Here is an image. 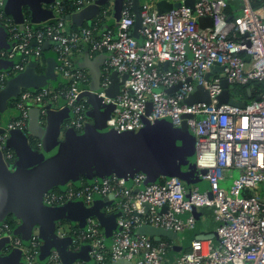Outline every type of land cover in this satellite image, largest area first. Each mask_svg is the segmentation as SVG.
Masks as SVG:
<instances>
[{
  "label": "built area",
  "instance_id": "1",
  "mask_svg": "<svg viewBox=\"0 0 264 264\" xmlns=\"http://www.w3.org/2000/svg\"><path fill=\"white\" fill-rule=\"evenodd\" d=\"M138 1L141 24L137 38L132 36V0L122 2L119 20L95 38L91 28L64 34L57 0L48 5L52 18L38 25L5 17V3L0 0V27L12 43L9 50H0V59L11 63L7 75L22 73L28 61L39 59L44 44L49 43L57 60L56 72L65 85L18 92L13 102L15 118L0 126V157L7 166L14 164L15 153L7 147V140L14 132L26 134L29 111L34 107L39 126H44L50 109H57L70 114L61 132H83L90 105L82 94L89 92L84 86L90 79L72 64L70 55L88 47V55L106 56L96 93L103 106H111L106 129L137 134L146 123L168 120L179 129L185 121L194 148L196 177L208 187L188 188L180 178L165 176L142 187L147 177L136 172L130 185L129 180L110 175L51 188L41 196L44 207L76 202L88 207L95 197L114 199L108 213H117L116 230L109 241L93 218L86 219L83 229L56 227V239H68L72 254L87 248L86 260L73 264H264V96L243 108L218 104L224 80L228 87L264 84V5L253 9L249 0H194L192 13L184 0ZM161 1L179 6L160 14L156 5ZM233 1H239L240 10L230 18L225 9ZM77 4L81 11L94 1L79 0ZM103 16L111 17L106 11ZM200 18H210L211 27L201 28ZM214 66L222 70L206 79ZM112 73L117 74L119 93L109 99L105 91L112 85ZM7 75L0 73V90L7 84ZM196 87L207 93L208 104L186 103ZM234 170L238 171L235 178L231 175ZM228 179L230 186L221 187L220 182ZM206 208L212 211V229L199 235L214 233L215 238L200 240L197 235L186 242L185 235L194 231ZM141 226L170 231L174 238L154 241L137 235ZM0 240L19 251L21 264H62L56 248L40 262L37 235L25 243L6 222L0 223Z\"/></svg>",
  "mask_w": 264,
  "mask_h": 264
},
{
  "label": "water",
  "instance_id": "2",
  "mask_svg": "<svg viewBox=\"0 0 264 264\" xmlns=\"http://www.w3.org/2000/svg\"><path fill=\"white\" fill-rule=\"evenodd\" d=\"M40 1L44 0H7L4 12L10 13L12 11L18 19L15 22L22 23L17 8L18 3H22L30 7L32 24L43 23L51 17L42 13L39 8ZM105 1L95 0L93 4L96 10L95 16L98 14V7L104 4ZM193 4L194 0H184V5L189 7L192 13ZM121 5L122 3L116 5L115 21L119 20ZM178 6L179 4L171 5L161 1L157 3L156 10L161 14ZM132 12L134 14L132 36L137 38V32L141 24L138 0H132ZM198 24L201 28L211 27V19L200 18ZM32 44L35 45V42ZM46 45L47 43L43 47ZM221 70L218 66H214L205 78L208 79L212 74ZM111 77L112 85L105 91V95L109 99H114L119 93V83L116 73H112ZM26 84L30 86L27 80L19 77L7 81L5 88L0 90L1 114L5 115L7 113L5 106L7 102L12 101L17 96L19 87L28 88ZM221 86L222 92L218 97L219 105L228 104L238 108L245 106V102L236 101L230 97L228 84L225 80L222 81ZM98 91L99 85L97 89L90 88L89 92L82 94L84 98L88 99L90 107L93 108V111H90L87 116L94 119L91 126L84 128L82 135L73 132L65 133L62 142L57 145L55 139L59 134L58 124L63 123L68 115L67 111L56 112V114L50 109L46 115L45 125L39 126L38 110L35 109L36 115L30 116L27 133L40 141L39 149L33 150L30 148L27 144V134L21 132L11 133L10 138L7 140V147L15 152L19 161L17 165L8 167L0 157V218L13 212L22 220V225L13 230V234L22 236V241H28V235H25V233L33 223L41 222L44 229L46 226L51 229L53 220L58 217L71 219L72 215L76 214L81 220H85V218L91 216L88 211L83 210L84 206L79 202L56 208L44 207L41 202L43 193L54 187H63L69 182L77 184L80 176H85L89 180L94 176L102 179L107 170L115 165L116 168L118 167L124 171L125 176H132L136 172L145 174L147 179L142 187L152 183L149 180L157 173H164L161 175L165 177H178L177 175H179L178 178L183 179L180 166L184 163L185 155L187 157L194 155V148L191 144V150L189 152L182 150V154L175 149L174 143L178 139L179 133L188 135L185 121L182 122L179 129H172L170 123L167 122H157L155 126L165 123L168 128L159 135L153 133V125L148 123L137 134L109 132L106 129L105 120L110 114L111 106L102 105L101 99L96 95ZM172 91L167 90V93ZM247 97L248 99L252 98L249 90L247 91ZM256 100H259V98H256ZM198 102L209 103L208 95L201 87H196L186 100L189 105ZM149 108L150 105L148 104V110ZM184 117L188 118L189 116ZM187 141L188 143L191 142L189 135ZM189 168L194 170L193 164ZM126 179L125 181H127ZM203 184L204 187H208L207 183ZM110 198L112 199V196ZM146 208L148 209L149 206L146 205ZM165 209V207L162 208V210ZM136 234L150 237L154 241H159L161 238L169 240L174 238L170 231L150 226L139 227ZM197 238L200 240H213L215 236L214 233H210L199 235ZM0 242L3 243L6 240ZM46 242L48 245L44 248L45 253L51 247L56 248L61 254L62 264H71L73 260L81 259L79 254L70 256L65 252L68 239L60 241L53 234L46 239ZM174 250L179 252L181 249L180 247H174ZM4 263L5 261H1V264ZM117 264L130 263L119 261Z\"/></svg>",
  "mask_w": 264,
  "mask_h": 264
},
{
  "label": "crops",
  "instance_id": "3",
  "mask_svg": "<svg viewBox=\"0 0 264 264\" xmlns=\"http://www.w3.org/2000/svg\"><path fill=\"white\" fill-rule=\"evenodd\" d=\"M3 1L5 3V5H4V7H5L7 0H3ZM121 1L123 2L124 0H106L105 1V3H108L112 8V14L110 15L111 17L108 20L109 24L107 26H109V25L113 26L114 25L113 23L115 21L114 17H116V5L119 3H122ZM52 2H53V0H44V1L39 2V8L42 11V13H44L47 16L49 15L51 18H52L53 12L48 8V5H50ZM94 2H95V0H94ZM17 8H18V13H19L20 19L24 20L25 18H24L23 10L28 9L30 12V7L28 5L18 3ZM5 14H7L9 16V18H11L14 21L18 20L13 15L12 11L10 13L5 12ZM95 14H96V10L94 9V5H90V6L85 7L81 11H78L75 14H73L70 17L71 18L70 20H71V22L79 25L82 22H84V21L90 19L91 17L95 16ZM30 17H31V12H30ZM51 18H49V19H51ZM68 19L69 18H67V20ZM39 24H41V23H39ZM7 34L8 33L0 27V50H9L12 47V43L10 42ZM43 49H44L43 50L44 51V59L42 60V62H40V65H42L44 67V71L42 74H39L38 72H36L37 64L35 63L34 59H31V62L27 63L25 70L22 73H19L16 75H11V76H10V74L7 75L8 71L10 69L9 67H10L11 63L0 59V73H4L7 75V79H8L7 81L16 79L18 77L20 79L27 80L30 86H28V84H26L28 86V88L19 87L18 91L23 90V89L34 90L37 87L55 89L58 85L63 83L61 77L56 72L57 60H56L54 53L50 49L49 43H47V45L45 47H43ZM105 58H106V56L103 54H89L88 55L84 49L77 51L76 53L73 54V61H74L75 66L77 68L83 69L89 76V79H90L89 89L90 88L97 89L98 85L100 84ZM15 99H16V97L12 101L7 102V104L5 106L7 113L5 115L0 113V126L1 127H5V125L8 123L10 118H12L16 115V111L13 108V102L15 101ZM56 108H57V106H56ZM35 109H37V108L34 107L29 111V118L31 115H36ZM90 111H93V108L89 107V110L87 111L86 115H88V113ZM54 112L56 113V112H58V110L56 109ZM87 118H88V120L86 122V127H89L93 124L94 119H92L88 116H87ZM69 120H70V114L68 113V115H67V117H65L63 123L58 124L59 134L57 135V137L55 139V143L57 145H59L60 142H62V140H63V135L61 133V130L64 127V125L69 122ZM157 122H167V123H170V122L168 120H160V121H156L153 124L148 123L150 125H153V133L159 135V134L165 132V130L168 128L166 127L165 123H161L160 125L155 126V124ZM45 123H44V125H45ZM62 124H64V125L62 126ZM170 126L172 129L174 128L171 125V123H170ZM82 133L83 132L76 133V134L82 135ZM188 135H189V133H188ZM188 135H185L184 133H179L178 139L175 140L176 141L174 143L175 149L180 151L181 153H182V150H186L189 152L192 148L191 147L192 143L191 142L188 143V141H187ZM188 152H186V153H188ZM192 156L191 155H190V157H187L186 155L184 156V163L180 166V173H182L181 176L183 179H181V178L180 179L188 188L192 187V186H198V187L203 188L205 185L198 180V178L196 177V172L189 168L190 165L192 164V159H191ZM18 161H19V159L15 154L14 164L12 166L10 164V166H8V167H13V166L17 165ZM113 166H112V168H109L107 170L106 175L104 177H108L110 175H115L118 179H121L124 182L126 179L125 177H128L126 180L131 179L132 176H130V175L125 176L123 170H121L118 167L116 168L115 165H113ZM161 174H164V173L155 174L153 177L150 178L149 181L152 183L158 182V180L160 179V176H162ZM231 174H232V172H231ZM177 176L179 177V175H177ZM94 179L100 180L101 178L94 176L91 180H89V179L85 178V176H80L79 182L81 180L91 182ZM223 182L224 181L220 182V184ZM69 183H71V182H69ZM128 184L130 185V180L128 181ZM73 185H76V184L73 183ZM57 188H59V187H57ZM113 205H114V199L113 198L111 199L110 197H108V198L95 197L91 205L83 208V210L85 209L84 211H88L89 214L91 215V216H88L87 218H93L99 222L100 226L102 227V229L105 232L107 241H109L112 233L116 230L117 213H108L109 212L108 209L110 207H112ZM211 213H212V211H211ZM8 216H11L12 219L15 221L16 226L13 228V230L22 225V220L19 217H17L13 212L7 213L5 216H3V218H0V223L6 222V219ZM87 218H85V220H81L80 217L76 214L72 215L71 219H69L68 217H62V218L58 217L55 220H53L51 229L49 226H46V228L44 229L41 222L31 224L29 229L26 230L25 235L26 234L28 235V237L26 236L28 240L30 239V237L32 235H37L38 240L40 241V251H39L38 260L40 262H44L47 255L49 254L50 250L53 248V247L49 248L46 253L44 251V248L48 245L46 242V239L55 233V229L57 226L60 227V224H67L65 226L83 229L85 227V222H86ZM17 236H19L20 238L22 237L19 234ZM23 242H25V241H23ZM25 243H27V242H25ZM68 244H69V242H67L65 245V252L70 256L75 255V254H72L68 250ZM86 252H87V248L85 246H83L81 251L79 253H77V255L79 254V257L81 259H76V260H86V258H85ZM43 257H44V259H43ZM76 260H73L71 264H73ZM1 261H5L4 264H21L22 263L19 251L17 249H14L13 247H11L9 245L8 241L3 242V243L0 242V264H1Z\"/></svg>",
  "mask_w": 264,
  "mask_h": 264
},
{
  "label": "trees",
  "instance_id": "4",
  "mask_svg": "<svg viewBox=\"0 0 264 264\" xmlns=\"http://www.w3.org/2000/svg\"><path fill=\"white\" fill-rule=\"evenodd\" d=\"M57 1L60 4V14H59L60 18L63 20V22L65 24L64 34L77 33L82 28H91V29H94L93 36L95 38H98V35L100 32L104 31V29H106V28L111 29L114 26V25L113 26H111V25L107 26L109 24L108 19L103 16L104 11H106L107 16L112 14V8L108 3H104L98 7L99 10H98V14L96 16H93L90 19H88V20L82 22L81 24L77 25V24L71 22L70 17L73 14H75L76 12H78V9L80 8V6L77 4V2L79 0H57ZM89 1H94V0H89ZM249 2H250V5L253 9H257V8L264 5V0H249ZM239 10H240L239 1L228 2L227 7L225 9V13L227 14L228 17L234 18L235 16H237L239 14ZM23 13H24L25 20L31 22L29 10L24 9ZM5 17L9 18V16L7 14H5ZM67 18H69V19L67 20ZM0 26L3 27L1 24H0ZM82 49H84L87 53L89 52L88 47H82ZM76 52L77 51L75 50L70 55V60H71L73 65H75L74 61H73V54ZM43 59H44V51H42L41 57L35 61V63L37 64L36 72H38L39 74H42L44 71V67L42 65H40V62H42ZM28 62H31V59ZM61 88H65V85L60 84L57 86L56 89H61ZM40 89H42V88L37 87L33 91L37 92ZM84 89H89V85L84 86ZM248 90L250 91V95L252 96L251 99H248V97H247V91ZM228 92H229L230 97L235 99L236 101H242V102L248 103L251 100L256 99L257 97L264 96V84L258 83V82H251V83H248L247 85L233 84V85H230L228 87ZM14 118H15V116L12 117V119H14ZM87 120H88V118H86V121ZM79 132H80V130L77 133H79ZM26 134H27V144L30 146V148H32L33 150L39 149L40 141L36 137L29 135L27 132H26ZM83 181H85V180H83ZM197 221H198V224L196 225V228L194 229V231L186 234V236H185L186 242H189L191 239L195 238L197 235L207 233L208 230L212 229L211 209L210 210L207 208L203 209L200 216H198ZM6 222L8 223V225L12 229L16 226L15 221L12 219L11 216L7 217ZM206 223H208V228H206L207 227ZM205 228L207 230H205Z\"/></svg>",
  "mask_w": 264,
  "mask_h": 264
},
{
  "label": "rangeland",
  "instance_id": "5",
  "mask_svg": "<svg viewBox=\"0 0 264 264\" xmlns=\"http://www.w3.org/2000/svg\"><path fill=\"white\" fill-rule=\"evenodd\" d=\"M145 0H140V3H143ZM62 126H63V124H62ZM68 132H73V133H75L72 129H69V130H63L61 133H62V135L63 134H65V133H68ZM192 161L194 160V155L192 156ZM237 175H238V171H232V177L233 178H235V177H237ZM230 184H231V179H228V180H226V181H224L223 183H221L220 185H221V187H224V188H228L229 186H230ZM197 224H198V221H197ZM62 225H67V224H62ZM206 228H208V223H206ZM205 228V230H207ZM186 236V235H185Z\"/></svg>",
  "mask_w": 264,
  "mask_h": 264
}]
</instances>
